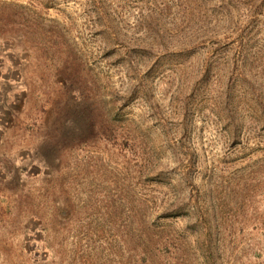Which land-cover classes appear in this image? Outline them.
Returning a JSON list of instances; mask_svg holds the SVG:
<instances>
[{
    "label": "rangeland",
    "instance_id": "obj_1",
    "mask_svg": "<svg viewBox=\"0 0 264 264\" xmlns=\"http://www.w3.org/2000/svg\"><path fill=\"white\" fill-rule=\"evenodd\" d=\"M0 264H264V0H0Z\"/></svg>",
    "mask_w": 264,
    "mask_h": 264
}]
</instances>
